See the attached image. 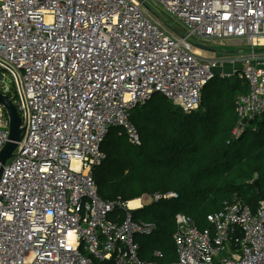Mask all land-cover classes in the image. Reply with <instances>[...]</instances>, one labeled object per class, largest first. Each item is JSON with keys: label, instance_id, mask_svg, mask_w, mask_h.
Returning a JSON list of instances; mask_svg holds the SVG:
<instances>
[{"label": "built area", "instance_id": "2783aa9c", "mask_svg": "<svg viewBox=\"0 0 264 264\" xmlns=\"http://www.w3.org/2000/svg\"><path fill=\"white\" fill-rule=\"evenodd\" d=\"M143 1L0 0V92L24 126L0 176V264H264V200L252 211L233 199L209 216L210 229L176 213V259L162 262L157 250L153 260L139 256L135 237L156 225L132 211L144 197L176 193L142 195L138 207L98 194L92 169L110 127L139 145L131 121L138 103L160 93L186 112L198 107L220 61L200 55L193 36L250 44L238 69L220 73L238 72L248 84L236 100L234 134L264 112V52L254 50L264 36V0H150L183 36ZM8 123L0 104V149Z\"/></svg>", "mask_w": 264, "mask_h": 264}, {"label": "trees", "instance_id": "16d2710c", "mask_svg": "<svg viewBox=\"0 0 264 264\" xmlns=\"http://www.w3.org/2000/svg\"><path fill=\"white\" fill-rule=\"evenodd\" d=\"M238 74H214L202 88L198 107L189 112L154 93L131 109L139 145L117 126L110 127L101 142L104 158L92 174L102 199L127 201L176 193L132 211L134 219L156 225L152 233L135 237L142 259H155V250L162 254L159 261L176 259L173 233L178 212L191 217L199 229H210L209 216L233 199L252 211L264 200V112L234 134L236 100L248 90ZM116 211L122 213L120 208ZM97 264H114V260Z\"/></svg>", "mask_w": 264, "mask_h": 264}, {"label": "rangeland", "instance_id": "374dc122", "mask_svg": "<svg viewBox=\"0 0 264 264\" xmlns=\"http://www.w3.org/2000/svg\"><path fill=\"white\" fill-rule=\"evenodd\" d=\"M143 1V0H142ZM143 3L148 6L152 12V16L155 19H158V21L165 27L169 28L170 25V21L174 22V20L172 19V17L167 14L165 11H163L159 6H156L154 4H152V2L150 0H144ZM156 15L160 16L161 18L164 17L165 19L169 20L168 23H164V20L162 21L161 19H159ZM168 24V25H166ZM178 26H180L178 24ZM181 28V27H180ZM261 37L257 38L256 40V47H264V43H260V39ZM192 43H194L195 46V50H198V53L200 55H202L205 58H209V59H217L218 61H229V60H237L239 61V57L240 55L245 52L246 48L250 45L248 44L246 39H243L239 42H232L230 39H223V40H216V41H212V40H207V39H203V38H198L196 36L192 37ZM239 47H243V49H237ZM218 52V54H215V51ZM249 50V49H248ZM220 63L214 65V67H212V71L215 72L216 69H218ZM216 74V73H214ZM220 74V73H218ZM221 75V74H220ZM224 75V74H223ZM5 84H6V90L7 91H13V83L10 79L9 75H6V80H5ZM145 199L142 200V206L145 203L150 202L149 198L144 197Z\"/></svg>", "mask_w": 264, "mask_h": 264}, {"label": "water", "instance_id": "95a60500", "mask_svg": "<svg viewBox=\"0 0 264 264\" xmlns=\"http://www.w3.org/2000/svg\"><path fill=\"white\" fill-rule=\"evenodd\" d=\"M169 27L178 35L183 36V30L176 25H169ZM256 52H264V47H255ZM0 104L4 107L5 112L8 117V139L0 149V176L2 173L3 166L5 162L11 158L17 143L21 140L24 126H21V120L18 115L17 109L11 99L0 92ZM253 119H257L255 115Z\"/></svg>", "mask_w": 264, "mask_h": 264}, {"label": "crops", "instance_id": "0c3cea01", "mask_svg": "<svg viewBox=\"0 0 264 264\" xmlns=\"http://www.w3.org/2000/svg\"><path fill=\"white\" fill-rule=\"evenodd\" d=\"M214 51H215L214 55H216V53L218 54V52H216V50H214ZM219 63H220V65H219L218 69H216V71L214 73H221L222 72V73H225V74H230V73H232L233 71H235L236 69L239 68V63L235 59L234 60H229V61H227V60L220 61Z\"/></svg>", "mask_w": 264, "mask_h": 264}, {"label": "bare ground", "instance_id": "6f19581e", "mask_svg": "<svg viewBox=\"0 0 264 264\" xmlns=\"http://www.w3.org/2000/svg\"><path fill=\"white\" fill-rule=\"evenodd\" d=\"M149 10H150V8H149ZM150 12H151V10H150ZM151 14H152V12H151ZM170 25H172V24H170ZM177 26V25H176ZM259 37H261L259 40H260V43H264V36H259ZM259 37H256L255 38V42H256V40H257V38H259ZM237 42V41H236ZM197 52H198V50H196ZM139 200H132L131 202H130V205H132V206H135V207H138L139 205Z\"/></svg>", "mask_w": 264, "mask_h": 264}]
</instances>
